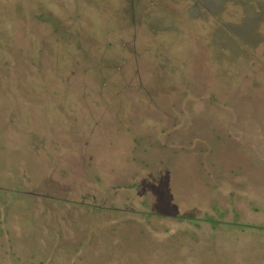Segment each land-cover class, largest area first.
<instances>
[{
	"label": "rangeland",
	"instance_id": "rangeland-1",
	"mask_svg": "<svg viewBox=\"0 0 264 264\" xmlns=\"http://www.w3.org/2000/svg\"><path fill=\"white\" fill-rule=\"evenodd\" d=\"M0 264H264V0H0Z\"/></svg>",
	"mask_w": 264,
	"mask_h": 264
}]
</instances>
